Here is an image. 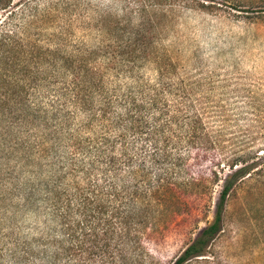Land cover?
I'll return each instance as SVG.
<instances>
[{
  "label": "trees",
  "instance_id": "trees-1",
  "mask_svg": "<svg viewBox=\"0 0 264 264\" xmlns=\"http://www.w3.org/2000/svg\"><path fill=\"white\" fill-rule=\"evenodd\" d=\"M35 1L0 0V123L49 142L48 148L38 146L41 153L54 149L61 173L52 200L67 262L75 250H85L79 245L84 239L101 242L103 250L94 253L110 256L113 236L143 220L152 233L163 234L222 183L213 221L173 264L210 261L232 193L262 181L264 156L247 146L251 128L229 127L234 117L239 122L247 116L216 110L212 87L205 91L206 83L179 77L176 54L159 46L161 16L189 0H117L127 6L123 15L106 11L91 20L110 45L72 57L26 35L27 12L32 19L38 14ZM91 10L89 0H59L44 14L83 17ZM211 153L220 171H211L210 179L192 174L191 163ZM225 168L229 174L220 178ZM54 257L59 264L60 252Z\"/></svg>",
  "mask_w": 264,
  "mask_h": 264
},
{
  "label": "rangeland",
  "instance_id": "rangeland-1",
  "mask_svg": "<svg viewBox=\"0 0 264 264\" xmlns=\"http://www.w3.org/2000/svg\"><path fill=\"white\" fill-rule=\"evenodd\" d=\"M37 1L35 19L29 12L21 16L28 21L26 35L71 57L80 49L109 46L112 39L99 33L91 20L106 11L123 15L127 7L117 0H89L92 10L86 16L53 11L48 19L45 8L59 0ZM180 5L172 15L161 16L159 46L176 54L179 77L206 83L205 91L212 87L216 110L226 107L232 114L247 116L239 122L234 117L229 127L251 128L253 141L247 146L264 156V0H189ZM142 70L154 79L152 70ZM6 125L0 123V264H53L55 252H60L59 264H173L214 219L222 183L214 186L209 201L163 234L152 233L143 220L137 226H123L113 236L108 242L110 256H99L101 242L86 244L84 239L79 245L85 250H75V259L67 262L62 250L68 244L52 200V186L61 173L54 149L41 153L39 147L48 148L49 142L35 132L28 135ZM215 164L211 153L192 162L190 172L210 179L211 171H220ZM226 174L227 168L220 178ZM209 258L190 264H264V176L232 193L224 231Z\"/></svg>",
  "mask_w": 264,
  "mask_h": 264
}]
</instances>
